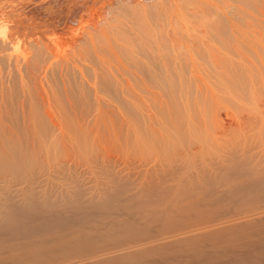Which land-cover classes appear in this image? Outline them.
<instances>
[{
	"label": "bare ground",
	"instance_id": "6f19581e",
	"mask_svg": "<svg viewBox=\"0 0 264 264\" xmlns=\"http://www.w3.org/2000/svg\"><path fill=\"white\" fill-rule=\"evenodd\" d=\"M0 192V264H264V0H0Z\"/></svg>",
	"mask_w": 264,
	"mask_h": 264
},
{
	"label": "rangeland",
	"instance_id": "374dc122",
	"mask_svg": "<svg viewBox=\"0 0 264 264\" xmlns=\"http://www.w3.org/2000/svg\"><path fill=\"white\" fill-rule=\"evenodd\" d=\"M111 141L112 140H100V141L95 142L92 150H89V151L83 150L77 153L70 152L69 154L59 156L55 159L43 157L42 156L43 154H40L41 157L38 158L40 161L39 163L42 164L44 167H47V166L49 167L50 164H54L62 160L65 161L66 159L65 162L67 163V165H70V166L76 165L75 167L76 168L78 167L77 171L79 170L80 173L82 172V174H84L85 177L89 175L88 176L89 180L90 182H92V185H94L96 182L98 181L100 182V179H102L101 178L102 170H104V168L107 167L106 165L109 164L108 161H115L117 163H120L122 160V157H123L122 150L115 147L111 143ZM83 170H85V173L83 172ZM51 177H53V179H51V182L53 183L64 184L65 182H67L66 174H58L57 176L51 175ZM43 183H45V181ZM27 185L29 184H26L23 182V180L17 178L16 181L11 183L9 187H11V189H19L21 187L22 189L23 187H26ZM89 185H91V183ZM1 188H4V186H1ZM6 190H7L6 188L3 189V192ZM3 192H0V201H1V197L3 196ZM182 264H185V263H182ZM187 264H189L188 261H187Z\"/></svg>",
	"mask_w": 264,
	"mask_h": 264
}]
</instances>
